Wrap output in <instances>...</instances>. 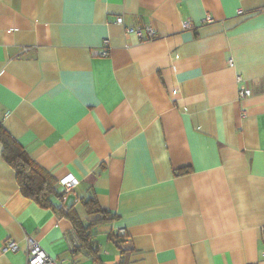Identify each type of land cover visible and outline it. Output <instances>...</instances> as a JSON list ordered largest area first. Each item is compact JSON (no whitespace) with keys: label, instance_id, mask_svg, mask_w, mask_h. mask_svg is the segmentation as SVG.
I'll return each instance as SVG.
<instances>
[{"label":"crops","instance_id":"0c3cea01","mask_svg":"<svg viewBox=\"0 0 264 264\" xmlns=\"http://www.w3.org/2000/svg\"><path fill=\"white\" fill-rule=\"evenodd\" d=\"M0 126L55 190L27 197L0 140V264L27 234L79 264H264V0H0ZM90 194L111 220L83 246Z\"/></svg>","mask_w":264,"mask_h":264},{"label":"trees","instance_id":"16d2710c","mask_svg":"<svg viewBox=\"0 0 264 264\" xmlns=\"http://www.w3.org/2000/svg\"><path fill=\"white\" fill-rule=\"evenodd\" d=\"M0 140L3 143L4 159L15 169L21 191L43 207L52 206L51 196L55 192L53 177L38 165L26 152L25 148L2 126H0ZM84 203L89 213L99 212L101 218L85 223L80 221L74 211L68 210L65 215L74 223L82 245L90 246L92 227L99 221L106 222L111 219L108 217L106 210L98 205L93 194L87 195L84 198ZM115 217L116 215H113L111 218ZM118 242L121 241L117 238L116 243Z\"/></svg>","mask_w":264,"mask_h":264},{"label":"built area","instance_id":"2783aa9c","mask_svg":"<svg viewBox=\"0 0 264 264\" xmlns=\"http://www.w3.org/2000/svg\"><path fill=\"white\" fill-rule=\"evenodd\" d=\"M242 9H240L241 11ZM212 17L210 15H207L204 17V21L209 22L212 21ZM117 21L119 23L124 22V17L122 15L117 17ZM184 27H190L191 23L186 21L183 23ZM127 32H136L140 37L144 36V30L140 27H132L129 26L127 27ZM146 36L148 37H153L156 36V32L152 27H146ZM109 43V39L105 38L104 39V49H103V55H108V48L107 45ZM232 63V60H230V64ZM250 93V89L246 84H241L240 85V91H239V96L244 97L245 95ZM79 180L73 176V175H66L65 177H62L59 180V184L63 187V190L60 192L62 198L59 199V206H62L64 203V200L70 192L74 190L79 185ZM121 233H125V231L122 229L120 230ZM25 241L27 244V252H26V258H27V264H79L76 261H65L63 259L56 258L49 254L40 244L38 239H36L33 235L27 234L25 236ZM263 250L262 253L264 255V231H263ZM3 249L5 251H18L20 250V244L18 241L8 238L4 242Z\"/></svg>","mask_w":264,"mask_h":264}]
</instances>
